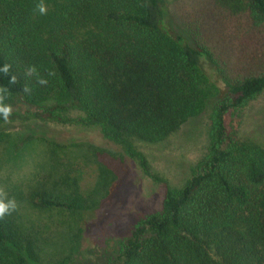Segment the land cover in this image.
Here are the masks:
<instances>
[{
  "label": "trees",
  "instance_id": "trees-1",
  "mask_svg": "<svg viewBox=\"0 0 264 264\" xmlns=\"http://www.w3.org/2000/svg\"><path fill=\"white\" fill-rule=\"evenodd\" d=\"M215 2L224 12L184 14L176 32L164 0H0V123L13 118L4 107L21 102L34 118L97 129L150 175L133 141L159 143L211 108L191 176L166 187L161 208L108 264H264V145L236 138L234 126L236 111L264 92V0ZM68 109L81 115H62ZM37 137L55 156L76 142ZM102 169L92 187L63 171L25 199L86 213L116 178ZM43 251L33 223L14 209L0 218V264H39Z\"/></svg>",
  "mask_w": 264,
  "mask_h": 264
},
{
  "label": "rangeland",
  "instance_id": "rangeland-1",
  "mask_svg": "<svg viewBox=\"0 0 264 264\" xmlns=\"http://www.w3.org/2000/svg\"><path fill=\"white\" fill-rule=\"evenodd\" d=\"M164 1L166 22L176 32L181 30L184 14H195L199 8L213 14L221 11L215 0ZM205 68L213 83L223 89L207 64ZM4 110L13 118L0 123V200L13 202L12 209L25 225L33 223L40 231L44 251L39 264H108L114 260L133 226L161 208L166 187L177 189L191 176L206 151L211 113L208 107L159 143L134 140L147 160L148 175L97 129L34 118L28 114L34 109L17 101ZM62 115L78 117L81 112L68 109ZM234 126L236 138L264 145V92L236 111ZM40 134L57 143L76 142L65 157L55 156L48 143L37 137ZM28 136L33 138L22 143ZM103 166L116 178L110 186L111 176L107 179L95 208L86 213L41 209L25 199L30 186L44 181L48 187L63 171L79 172L82 188L92 187L105 175Z\"/></svg>",
  "mask_w": 264,
  "mask_h": 264
},
{
  "label": "clouds",
  "instance_id": "clouds-1",
  "mask_svg": "<svg viewBox=\"0 0 264 264\" xmlns=\"http://www.w3.org/2000/svg\"><path fill=\"white\" fill-rule=\"evenodd\" d=\"M12 208H14L13 202L9 201L5 203L3 200H0V218L4 217Z\"/></svg>",
  "mask_w": 264,
  "mask_h": 264
}]
</instances>
